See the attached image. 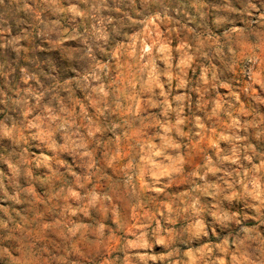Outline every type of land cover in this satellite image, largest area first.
Wrapping results in <instances>:
<instances>
[{"label": "rangeland", "instance_id": "obj_1", "mask_svg": "<svg viewBox=\"0 0 264 264\" xmlns=\"http://www.w3.org/2000/svg\"><path fill=\"white\" fill-rule=\"evenodd\" d=\"M257 196L264 0L0 2V264H264Z\"/></svg>", "mask_w": 264, "mask_h": 264}, {"label": "clouds", "instance_id": "obj_2", "mask_svg": "<svg viewBox=\"0 0 264 264\" xmlns=\"http://www.w3.org/2000/svg\"><path fill=\"white\" fill-rule=\"evenodd\" d=\"M2 2V0H0ZM83 15V13H81ZM106 38V37H105ZM60 127H63V125H59ZM175 148H179V144H174L173 145ZM179 168L173 167L169 171H164V172H154L152 173L154 179L159 182L160 178L162 176H169L173 172H179ZM131 180V177H129V181ZM211 187V186H209ZM231 188V186H229ZM209 194L207 192V189H205V195ZM214 197L217 199V207L215 210L212 209H207L208 214L212 216L214 224L213 225H208L205 223L202 213L205 211V207L200 205L199 199L196 197H193L192 203L188 204L187 207L185 208V211L188 209H191V211L194 213V215L191 217V219L194 221L193 225H190V228L188 231L191 230V228H194L195 231L191 233L189 239L191 240L192 237L199 238L200 236H207L209 234V229L214 228L216 224H219L220 226H225L226 222L229 220H235L236 218L229 217L227 214H222L221 209L219 207V202L221 199H227L229 202L232 200V196H222L221 192H214L212 193ZM233 195H236V193L233 192ZM257 199H260V202L262 205H264V199L260 198L257 196ZM246 232L248 230H245ZM247 238V237H246ZM176 242V237L174 236L173 233L168 234V239L167 240H159L158 243L161 244H166V245H173ZM175 249L173 253H170V255L175 254ZM199 253V255L197 254ZM210 254L209 249H197L195 251L189 250L184 253L185 257H187V264H197L198 261L204 260V257L206 255ZM205 264H207V261H205ZM217 264H225V261L223 259H219L217 261Z\"/></svg>", "mask_w": 264, "mask_h": 264}]
</instances>
